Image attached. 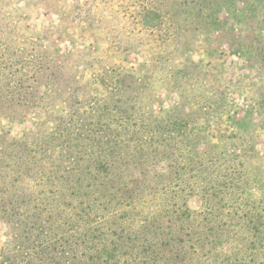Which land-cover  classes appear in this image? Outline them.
I'll use <instances>...</instances> for the list:
<instances>
[{
    "label": "rangeland",
    "instance_id": "1",
    "mask_svg": "<svg viewBox=\"0 0 264 264\" xmlns=\"http://www.w3.org/2000/svg\"><path fill=\"white\" fill-rule=\"evenodd\" d=\"M156 120H173L175 138L158 157L133 146L118 155L119 207L145 204L135 212L153 213L176 177L162 155L213 150L235 156L229 166L217 163L248 179L234 201L264 208V0H0V161L15 167L0 184L7 221L62 223L87 206L107 212L79 174L38 176L34 165L29 172L14 164L34 154L32 136L71 133L87 142L92 127L115 133L135 122L150 131ZM10 138L26 141L14 146ZM202 194L188 198L191 210L201 209ZM2 213L0 264H55L41 260L30 247L36 237L25 238Z\"/></svg>",
    "mask_w": 264,
    "mask_h": 264
},
{
    "label": "trees",
    "instance_id": "2",
    "mask_svg": "<svg viewBox=\"0 0 264 264\" xmlns=\"http://www.w3.org/2000/svg\"><path fill=\"white\" fill-rule=\"evenodd\" d=\"M114 107L117 118L123 121L126 115L119 109L121 105ZM102 109L94 110L95 117L102 116ZM105 115L108 113L104 112ZM156 121L155 129L150 131H139L134 122L129 124L131 130L121 129L115 133L109 132L110 125L106 126L108 131L102 133L98 122L101 127H92L87 142L81 135L71 140V133L64 139L60 138L63 133L52 131L49 137L30 136L35 141V152L25 159L16 157V166L30 172L34 165L38 176L49 172L58 177L79 174L77 182L91 189L95 200H101L99 206L103 204L102 210L107 212L98 213L95 207L87 206L62 223L41 217L22 222L15 220L17 225H14L15 222L7 221L0 210L1 217L8 226L23 229L25 238L36 237L30 241V247L41 260L50 257L55 264H264V208L234 201L241 197V194L236 197L235 191L247 193L248 179L245 173L235 174L234 170L217 163L221 159L229 166L235 156L213 150L203 156L181 155L180 160L173 155H162L161 160L168 164L167 170L171 172L173 168L176 177L162 189L160 207L141 216L135 211L144 209L145 204L119 207L124 193L116 186L118 179L112 178L113 174H120L118 166L114 165L121 160L118 155L125 156L124 150L133 146L132 150L137 153L150 151L158 157L156 152L168 149L170 140L175 138L172 136L175 129L170 126L173 120ZM25 141L10 138L8 144L23 145ZM60 148L63 153L57 152ZM5 155L1 150L0 157ZM37 155L40 156L36 158ZM9 166L0 161V184L15 173V167ZM200 191L204 192L200 195L203 206L191 210L188 198ZM5 193L3 185L1 195ZM14 195L10 193L8 197ZM4 200L3 197L0 201ZM87 209L90 213L83 212ZM99 218L103 219L98 221ZM57 230V239L51 241L49 235ZM48 244H54V252L45 253ZM225 245L230 248L228 252L224 250Z\"/></svg>",
    "mask_w": 264,
    "mask_h": 264
}]
</instances>
